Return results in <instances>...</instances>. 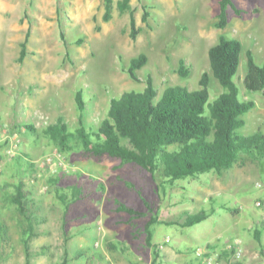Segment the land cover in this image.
I'll return each mask as SVG.
<instances>
[{"label": "rangeland", "instance_id": "374dc122", "mask_svg": "<svg viewBox=\"0 0 264 264\" xmlns=\"http://www.w3.org/2000/svg\"><path fill=\"white\" fill-rule=\"evenodd\" d=\"M119 1L114 0L113 17L105 22V0H0V225L5 227L0 229V264H62L65 258L68 264H124L123 238L134 230L139 248L151 216L182 223L187 214L213 210L192 227H152L156 242L169 237L192 248L196 257L199 248L218 242L220 229L228 228L231 237L247 235L231 227H245L263 213L264 200L256 197H264V161H244L223 174L212 170L169 184L159 173L152 178L134 164L97 158L78 140L61 151L47 133L61 116L70 132H76L81 120L98 129L111 99L144 91L149 77L162 95L175 86L199 89L208 73L215 99L223 88L212 76L209 50L221 36L241 42L235 81L240 99L255 102L239 134L264 132V94L247 88L248 52L258 65L264 64V0H234L245 12L239 16L230 9L224 29L216 26L220 0H130L136 39L130 35V13L119 10ZM27 35V55L20 63ZM140 55L147 57V64L136 71L135 80L128 70ZM182 61L190 71L186 78L178 72ZM79 91L86 102L83 117L75 100ZM128 182L143 192L154 212ZM21 183L31 200L29 218L10 202ZM117 200L147 215L129 221L130 215L117 211ZM259 200L262 207L255 205ZM230 209L238 214L233 216Z\"/></svg>", "mask_w": 264, "mask_h": 264}, {"label": "trees", "instance_id": "16d2710c", "mask_svg": "<svg viewBox=\"0 0 264 264\" xmlns=\"http://www.w3.org/2000/svg\"><path fill=\"white\" fill-rule=\"evenodd\" d=\"M118 8L121 12L130 13L131 38L136 39L138 29L130 0H120ZM114 0H105L103 20L109 22L113 17ZM241 16L245 11L235 4L234 0H220L216 26L224 29L229 24V10ZM149 12L143 14L147 22ZM27 35L21 55L22 63L27 55ZM242 44L239 40L221 36L218 44L209 50L212 76L216 79L223 92L215 99L211 97V76L204 73L200 88L189 90L187 87L175 86L164 91L162 95L154 87L151 77L148 78L144 91H126L120 97L112 98L107 118L98 129L88 128L81 120V126L75 133L70 132L64 118H58L55 124L47 128V133L57 143L61 151L71 149L73 140H78L82 148L97 158L109 156L118 159L121 165L134 164L156 178L158 173L164 183L194 177L212 170L218 174L231 170L236 164L244 161L260 163L264 161V132L259 130L252 135H241L239 130L246 125L243 118L254 107L252 100H241L240 89L235 81L241 61ZM249 75L247 88L251 93L264 94V64L258 65L251 52H248ZM147 64V57L140 55L131 60L130 76L137 80L136 71ZM178 72L184 78L189 70L182 61ZM78 109L86 112L84 93L77 92L75 97ZM34 131L33 126H26ZM30 166L34 164L30 162ZM129 187H134L127 183ZM163 186V183L160 185ZM148 211L154 212L147 197L136 188ZM21 183L16 193L10 196L11 204L15 205L24 218H29L30 197ZM81 192L75 193L80 196ZM75 197V198H76ZM60 199L65 202L66 196ZM118 212L130 215L131 221L145 217L143 210L135 209L124 202L116 201ZM68 208V207H67ZM231 210V209H230ZM233 213L237 210L232 209ZM211 213L203 210L196 214H187L182 223L164 222L157 216H151L145 224L147 245L155 249L153 264L159 257L158 245L152 244V227L156 223L192 227L210 217ZM135 228V225H132ZM5 228L0 225V229ZM32 227H30L31 230ZM33 235L34 231L31 230ZM27 257L30 261L29 241H25ZM67 256V254H66ZM78 257H82L78 252ZM62 264H68L65 258Z\"/></svg>", "mask_w": 264, "mask_h": 264}, {"label": "crops", "instance_id": "0c3cea01", "mask_svg": "<svg viewBox=\"0 0 264 264\" xmlns=\"http://www.w3.org/2000/svg\"><path fill=\"white\" fill-rule=\"evenodd\" d=\"M210 200V197H207ZM256 198L264 200V197L257 196ZM256 205V204H255ZM256 207V206H255ZM257 208V207H256ZM224 209V208H223ZM256 210H260L257 208ZM228 211V210H227ZM228 212L233 213L231 210ZM211 215L216 213L212 210ZM238 213H233L237 215ZM210 215V216H211ZM263 217V218H262ZM131 221V218H127ZM254 222L252 220L251 223H248L245 227H241L240 224L236 223L235 226L231 227V230L242 229V231L247 235H236L234 234L231 237L230 233H227L225 229H220L218 233V242L217 243H208L209 247L220 255L216 258H212L211 264H264V222L260 221V219H264V210L261 214H256L254 216ZM161 220V219H160ZM168 222V220H166ZM162 224V223H159ZM173 225V224H171ZM186 228V227H185ZM134 230L130 231L126 238H123L122 246L123 257L125 260L124 264H153L155 258V249L152 246L147 245V235L144 231L143 243L140 244V247L134 244L133 239L135 237ZM234 238H238L243 243L244 254L241 262L233 263L231 260V255L229 252L225 251V247L228 241L233 240ZM169 239V242L166 240ZM184 240V238L179 239ZM172 239L166 237L164 243H158L154 239H152L153 245H158V254L159 257L157 259L156 264H209L206 263V257H211L210 253L204 257V259L195 257V251L192 248L185 247L182 244L184 243H173L171 245ZM163 245V248L160 249L159 246ZM191 254V255H188Z\"/></svg>", "mask_w": 264, "mask_h": 264}, {"label": "built area", "instance_id": "2783aa9c", "mask_svg": "<svg viewBox=\"0 0 264 264\" xmlns=\"http://www.w3.org/2000/svg\"><path fill=\"white\" fill-rule=\"evenodd\" d=\"M12 152V151H11ZM62 166H64V169H68V166L64 163L61 164ZM261 186V185H259ZM257 207H262L263 206V202L261 200H259L256 203ZM166 242H169V239L166 240ZM160 249L163 248V245L159 246ZM225 251L229 252V255H231V260L233 263H239L241 262L242 258H243V254H244V248H243V243L240 239H234L232 241L227 242L226 247H225ZM210 253L211 257H206L207 254ZM220 255V253L213 251L209 245H206L202 248H199L197 251V257L204 259V257H206V263L211 264L212 262V258L213 257H218Z\"/></svg>", "mask_w": 264, "mask_h": 264}]
</instances>
